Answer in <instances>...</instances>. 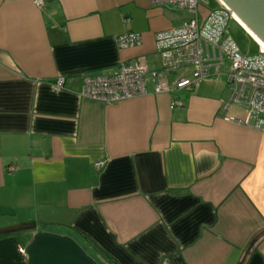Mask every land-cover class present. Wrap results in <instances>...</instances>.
Returning a JSON list of instances; mask_svg holds the SVG:
<instances>
[{
    "label": "crops",
    "instance_id": "1",
    "mask_svg": "<svg viewBox=\"0 0 264 264\" xmlns=\"http://www.w3.org/2000/svg\"><path fill=\"white\" fill-rule=\"evenodd\" d=\"M42 1L0 0V228L33 225L0 234V264H264V133L219 113L225 69L194 90L79 95L84 74L158 67L155 34L186 14ZM125 32L141 43L121 47Z\"/></svg>",
    "mask_w": 264,
    "mask_h": 264
},
{
    "label": "built area",
    "instance_id": "2",
    "mask_svg": "<svg viewBox=\"0 0 264 264\" xmlns=\"http://www.w3.org/2000/svg\"><path fill=\"white\" fill-rule=\"evenodd\" d=\"M41 7L42 0H32ZM150 5L175 9L186 14L174 28L157 32L155 51L159 66L149 67L138 59L121 62L109 71L82 75L79 91L86 97L105 104L140 97L149 93L194 90L198 84L225 69L227 93L220 101L219 113L225 120L264 133V50L244 51L230 31L234 20L228 6L217 1L212 8L202 9L200 0H148ZM121 47H133L142 41L140 33L125 32L116 37ZM190 69L170 81L169 75ZM64 77H58L52 86H64ZM172 83V84H171ZM177 100L171 106L180 105ZM231 105L242 108L243 117L227 114ZM105 161L94 163L100 169ZM14 171L16 167L9 165Z\"/></svg>",
    "mask_w": 264,
    "mask_h": 264
},
{
    "label": "water",
    "instance_id": "3",
    "mask_svg": "<svg viewBox=\"0 0 264 264\" xmlns=\"http://www.w3.org/2000/svg\"><path fill=\"white\" fill-rule=\"evenodd\" d=\"M218 1V0H217ZM264 43V0H221ZM220 2V1H218ZM33 225L16 224L0 228V234Z\"/></svg>",
    "mask_w": 264,
    "mask_h": 264
},
{
    "label": "rangeland",
    "instance_id": "4",
    "mask_svg": "<svg viewBox=\"0 0 264 264\" xmlns=\"http://www.w3.org/2000/svg\"><path fill=\"white\" fill-rule=\"evenodd\" d=\"M202 2L205 5H212L214 3L216 6L217 4V0H202ZM235 21L236 20L230 22L229 28L240 47L248 53L257 52L258 44L247 34L241 25L236 21L237 24ZM222 77H224V75Z\"/></svg>",
    "mask_w": 264,
    "mask_h": 264
},
{
    "label": "bare ground",
    "instance_id": "5",
    "mask_svg": "<svg viewBox=\"0 0 264 264\" xmlns=\"http://www.w3.org/2000/svg\"><path fill=\"white\" fill-rule=\"evenodd\" d=\"M220 1V3L223 4V2L221 0H218ZM225 5V4H224ZM232 13V16L234 17V20H236L239 25H241V27L247 32V34L249 36H251V38H253V40L258 44V47L261 49V50H264V43H262L256 36L255 34L250 30V28L233 12L231 11Z\"/></svg>",
    "mask_w": 264,
    "mask_h": 264
},
{
    "label": "trees",
    "instance_id": "6",
    "mask_svg": "<svg viewBox=\"0 0 264 264\" xmlns=\"http://www.w3.org/2000/svg\"><path fill=\"white\" fill-rule=\"evenodd\" d=\"M217 4H218V3H217ZM217 4H216V5H217ZM233 21H234V20H233ZM235 22H236V21H235ZM236 23H237V22H236ZM237 24H238V23H237Z\"/></svg>",
    "mask_w": 264,
    "mask_h": 264
}]
</instances>
